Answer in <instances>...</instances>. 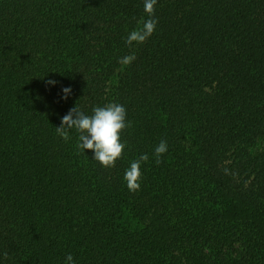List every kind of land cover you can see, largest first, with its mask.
I'll return each instance as SVG.
<instances>
[{"label": "trees", "instance_id": "16d2710c", "mask_svg": "<svg viewBox=\"0 0 264 264\" xmlns=\"http://www.w3.org/2000/svg\"><path fill=\"white\" fill-rule=\"evenodd\" d=\"M154 18L128 46L144 0H0V264H264V0ZM112 102L131 127L104 168L55 128Z\"/></svg>", "mask_w": 264, "mask_h": 264}, {"label": "clouds", "instance_id": "9594fccd", "mask_svg": "<svg viewBox=\"0 0 264 264\" xmlns=\"http://www.w3.org/2000/svg\"><path fill=\"white\" fill-rule=\"evenodd\" d=\"M157 0H144V12L149 17L147 20L139 22L140 26L131 31L126 39V45L131 46L143 44L154 33L158 20L154 18L155 5ZM136 60L135 54L122 57L118 62L123 66H129ZM48 84L54 85L55 81L49 80ZM62 99H67L71 89H62ZM131 127V123L126 120V109L123 105L112 102L103 107H94L91 115H86L77 106L71 108L61 119L59 127H56L57 134L67 142L70 131L78 133V150L91 151L93 160L97 161L104 168H112L124 152L125 143L121 142V133ZM167 152V141L161 140L154 149L155 163H162L161 157ZM149 159L147 154L130 164V168L125 171L124 180L130 192L135 193L140 190V180L142 178L141 164ZM65 264H74L71 254L65 259Z\"/></svg>", "mask_w": 264, "mask_h": 264}]
</instances>
